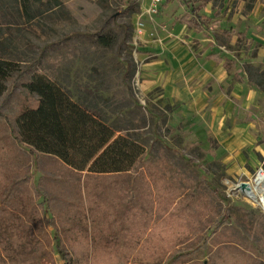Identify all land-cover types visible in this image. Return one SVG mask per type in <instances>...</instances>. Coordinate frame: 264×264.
Segmentation results:
<instances>
[{"label":"rangeland","instance_id":"374dc122","mask_svg":"<svg viewBox=\"0 0 264 264\" xmlns=\"http://www.w3.org/2000/svg\"><path fill=\"white\" fill-rule=\"evenodd\" d=\"M126 2L0 0L10 125L34 104L24 85L37 72L144 151L127 173L87 175L19 144L0 119V223L41 226L38 264H64L56 245L67 253L74 239L83 264H216L224 253L264 264V210L237 189L264 166V92L245 71L264 73V6L212 0L198 12L205 31L193 32L178 24L192 15L177 0L153 13L150 0ZM212 53L233 66L222 80ZM173 246L197 249L186 263Z\"/></svg>","mask_w":264,"mask_h":264},{"label":"trees","instance_id":"16d2710c","mask_svg":"<svg viewBox=\"0 0 264 264\" xmlns=\"http://www.w3.org/2000/svg\"><path fill=\"white\" fill-rule=\"evenodd\" d=\"M136 1L127 0V8L135 7ZM177 1L185 5L192 15L198 9L194 7L197 1L200 5L210 2V0ZM241 1L244 3L243 13L251 12L256 3L264 6V0ZM181 21L189 27H201L198 15L192 18L184 16ZM242 38V34L237 35L239 43ZM34 68L35 65H30L19 71L14 82L17 83ZM245 71L249 74V82L264 91V73L256 75L255 78L249 69ZM11 72V66L0 61V94L5 90L4 83L11 78ZM24 89L35 97V101L34 104L22 108L18 114L16 130L1 112L0 119L9 124L10 133H15L16 141L33 152L53 156L70 170L86 172L87 175L93 176L127 173L143 156L142 148L124 135H116L115 130L107 126L94 112L85 105L76 103L66 91L42 73L36 72L32 80L24 85ZM6 224L4 221L0 223V264H38L31 262L30 259L33 254L40 256L42 253L41 238H45L46 235L41 226H35L36 230H26L23 227L9 228L11 226H5ZM81 233L75 232L76 236L82 237ZM74 242L76 243L75 239ZM75 243L69 246L70 252L67 253L56 245L64 264H83V261H86L84 254L87 253V249L80 242ZM206 245L205 239L197 248H204ZM175 246L171 253L176 259H182L181 261L186 263L197 249L189 247L182 251ZM224 254L225 261L218 259L216 264H230L234 256L231 257L230 253Z\"/></svg>","mask_w":264,"mask_h":264},{"label":"crops","instance_id":"0c3cea01","mask_svg":"<svg viewBox=\"0 0 264 264\" xmlns=\"http://www.w3.org/2000/svg\"><path fill=\"white\" fill-rule=\"evenodd\" d=\"M212 0H210V2H211ZM198 2V1H197ZM210 2H207V3H210ZM207 3H205V4H203V5H200V2H199V5H195L194 4V7H198V9L196 10V13L195 14H191L192 16H188V15H184V16H188V18H192V17H194V15H198L199 17H200V22H201V27H199V28H195V27H189L185 22H182L181 20H182V18L178 21V24L179 25H183V26H185L188 30H191V31H195V32H203V31H205V29H204V22L202 21V19H203V16L202 15H200V14H198V12H199V10H201V9H204L205 8V5L207 4ZM257 4H259V3H257ZM261 5V4H260ZM184 16H182V17H184ZM234 30L233 29H230V30H225V31H223V34L225 35V36H227V38H230L232 35H234L235 33L233 32ZM240 34H242L243 35V38H244V33L243 32H240V33H237V34H235V36H236V40H237V42H238V39H237V35H240ZM242 38V39H243ZM241 39V40H242ZM240 40V41H241ZM239 43V42H238ZM240 44V43H239ZM208 58H209V60H210V63H213L217 68H216V75H217V77L220 79V80H222L225 76H227V72H229V70L233 67L232 65H231V63H229V62H223L221 59H220V57H218L217 55H215V54H210L209 56H208ZM190 70V69H189ZM189 70L188 71H186V72H189ZM185 73V72H184ZM185 74H187V73H185ZM240 81L241 80H243V78L241 77V79H239ZM249 81V80H248ZM250 83V82H249ZM252 85V84H251ZM255 88H257V87H255ZM258 89V88H257ZM259 91H261V92H264V91H262V90H260V89H258ZM133 264V263H132Z\"/></svg>","mask_w":264,"mask_h":264},{"label":"bare ground","instance_id":"6f19581e","mask_svg":"<svg viewBox=\"0 0 264 264\" xmlns=\"http://www.w3.org/2000/svg\"><path fill=\"white\" fill-rule=\"evenodd\" d=\"M246 185L248 188L241 191L242 194L264 210V171L259 170L258 175L246 182Z\"/></svg>","mask_w":264,"mask_h":264},{"label":"built area","instance_id":"2783aa9c","mask_svg":"<svg viewBox=\"0 0 264 264\" xmlns=\"http://www.w3.org/2000/svg\"><path fill=\"white\" fill-rule=\"evenodd\" d=\"M150 2H151V6H150L151 10H150V12L153 13V12H155L157 6L161 3V0H150Z\"/></svg>","mask_w":264,"mask_h":264},{"label":"water","instance_id":"95a60500","mask_svg":"<svg viewBox=\"0 0 264 264\" xmlns=\"http://www.w3.org/2000/svg\"><path fill=\"white\" fill-rule=\"evenodd\" d=\"M246 188H248V186L246 185V183H241L238 185L237 189L240 191H244Z\"/></svg>","mask_w":264,"mask_h":264}]
</instances>
